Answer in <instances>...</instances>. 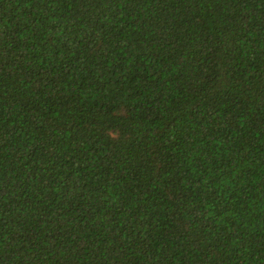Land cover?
<instances>
[{
    "label": "trees",
    "instance_id": "16d2710c",
    "mask_svg": "<svg viewBox=\"0 0 264 264\" xmlns=\"http://www.w3.org/2000/svg\"><path fill=\"white\" fill-rule=\"evenodd\" d=\"M0 264H264V0H0Z\"/></svg>",
    "mask_w": 264,
    "mask_h": 264
}]
</instances>
